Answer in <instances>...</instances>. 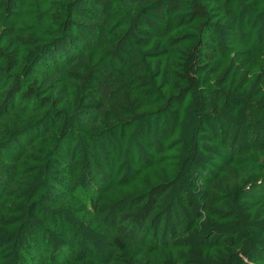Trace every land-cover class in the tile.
I'll return each instance as SVG.
<instances>
[{
	"label": "trees",
	"instance_id": "16d2710c",
	"mask_svg": "<svg viewBox=\"0 0 264 264\" xmlns=\"http://www.w3.org/2000/svg\"><path fill=\"white\" fill-rule=\"evenodd\" d=\"M0 264H264V0H0Z\"/></svg>",
	"mask_w": 264,
	"mask_h": 264
},
{
	"label": "rangeland",
	"instance_id": "374dc122",
	"mask_svg": "<svg viewBox=\"0 0 264 264\" xmlns=\"http://www.w3.org/2000/svg\"><path fill=\"white\" fill-rule=\"evenodd\" d=\"M61 5V4H59ZM61 10V6H60V9ZM59 14H63V11H60ZM163 20L164 21H168V14H164L163 15ZM126 66L127 68H131L133 67V64H127L126 63ZM135 80V78L133 79ZM120 85V84H119ZM118 86H112V85H104V102L106 105L108 106H114L115 104V99L117 97V94H118ZM98 89V86H93L91 87V89L89 90L88 94L89 96L93 99V100H96V91ZM222 99L220 97H217V98H211L210 100V104L212 106V108L216 109L217 106L221 103Z\"/></svg>",
	"mask_w": 264,
	"mask_h": 264
}]
</instances>
